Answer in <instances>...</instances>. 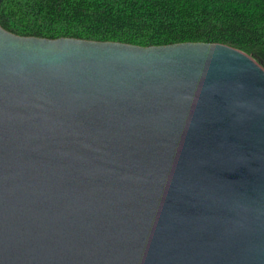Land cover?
<instances>
[{
  "label": "water",
  "instance_id": "obj_1",
  "mask_svg": "<svg viewBox=\"0 0 264 264\" xmlns=\"http://www.w3.org/2000/svg\"><path fill=\"white\" fill-rule=\"evenodd\" d=\"M0 264H264V66L0 24Z\"/></svg>",
  "mask_w": 264,
  "mask_h": 264
},
{
  "label": "trees",
  "instance_id": "obj_2",
  "mask_svg": "<svg viewBox=\"0 0 264 264\" xmlns=\"http://www.w3.org/2000/svg\"><path fill=\"white\" fill-rule=\"evenodd\" d=\"M0 24L19 35L142 46L220 42L264 66V0H3Z\"/></svg>",
  "mask_w": 264,
  "mask_h": 264
}]
</instances>
